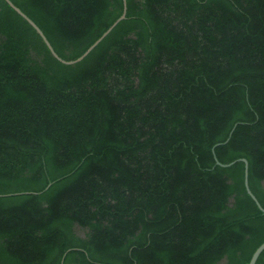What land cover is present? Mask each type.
<instances>
[{"label":"trees","instance_id":"obj_1","mask_svg":"<svg viewBox=\"0 0 264 264\" xmlns=\"http://www.w3.org/2000/svg\"><path fill=\"white\" fill-rule=\"evenodd\" d=\"M11 1L66 61L123 13ZM127 3L65 65L0 0V264H249L264 243L245 164L213 152L248 160L264 208V0Z\"/></svg>","mask_w":264,"mask_h":264},{"label":"water","instance_id":"obj_2","mask_svg":"<svg viewBox=\"0 0 264 264\" xmlns=\"http://www.w3.org/2000/svg\"><path fill=\"white\" fill-rule=\"evenodd\" d=\"M8 5L15 10L23 19H25L35 30L36 32L40 35V37L42 38V40L44 41V43L46 44V46L48 47V49L50 50V52L52 53V55L62 64L65 65H75L77 63L82 62L116 27L117 25L124 21L127 18V12H128V3L127 0H123V13L121 15V17L92 45L89 47V49L81 56L79 57L77 60L74 61H66L63 58H61L56 51L54 50L53 46L51 45V43L49 42L48 38L46 37V35L44 34V32L40 29V27L31 19L29 18L20 8H18L11 0H5ZM238 126V124H236L234 126V128L232 129L229 139L226 141V143L230 140L234 130L236 129V127ZM220 145V144H218ZM217 145V146H218ZM215 146V148L217 147ZM215 148L213 149L214 152V157L216 160V165L223 167V168H227V167H231L233 166L235 163L237 162H242L245 164V179H244V183H245V187L247 190L248 195L252 198V200L256 203V205L258 206V208L264 213V208L262 207V205L260 204L259 200L257 199V197L253 194V192L250 189V185H249V163L248 160L245 158L236 160L230 164H223L221 163L216 155H215ZM53 185V183H50L48 185V187L46 188V190H48L51 186ZM264 252V243L259 246L257 248V250L254 252L249 264H257V261L259 260L260 256L262 255V253ZM66 255L64 256L63 260H62V264H64V259H65Z\"/></svg>","mask_w":264,"mask_h":264}]
</instances>
